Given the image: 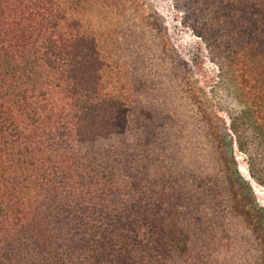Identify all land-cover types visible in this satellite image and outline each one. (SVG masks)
I'll return each instance as SVG.
<instances>
[{"label": "trees", "instance_id": "obj_1", "mask_svg": "<svg viewBox=\"0 0 264 264\" xmlns=\"http://www.w3.org/2000/svg\"><path fill=\"white\" fill-rule=\"evenodd\" d=\"M91 1L0 0V264H264V0H174L217 68L174 110L106 80Z\"/></svg>", "mask_w": 264, "mask_h": 264}, {"label": "rangeland", "instance_id": "obj_2", "mask_svg": "<svg viewBox=\"0 0 264 264\" xmlns=\"http://www.w3.org/2000/svg\"><path fill=\"white\" fill-rule=\"evenodd\" d=\"M84 13L87 30L98 38L106 80L124 97L174 110L182 84L179 79L189 70L209 91L216 85L217 68L210 49L185 24L174 0H92ZM214 90L216 102L224 98ZM235 156L264 208V185L251 177L245 154L236 149Z\"/></svg>", "mask_w": 264, "mask_h": 264}]
</instances>
